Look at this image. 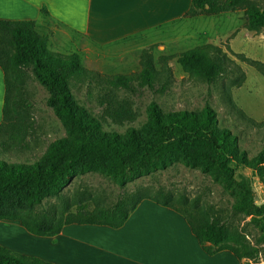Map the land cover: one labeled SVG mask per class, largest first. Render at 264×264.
<instances>
[{"label":"trees","instance_id":"16d2710c","mask_svg":"<svg viewBox=\"0 0 264 264\" xmlns=\"http://www.w3.org/2000/svg\"><path fill=\"white\" fill-rule=\"evenodd\" d=\"M240 10L245 18L244 28L264 34V8L249 4L248 0H192L184 18L219 16ZM151 49L137 53L138 72L102 75L86 70L76 54L66 56L50 51L47 38L35 32L34 22L0 20V69L5 91L0 154L28 146L30 129L15 120L29 108L25 104V89L15 86L25 79H32L44 89L45 104L65 132V137L49 143L33 163L0 160V222L18 223L35 237L57 236L66 225L118 229L144 199L119 197L110 207L92 211L80 208L75 213L63 212L58 216L38 213L36 208L47 198L61 199L63 188L75 175L97 173L123 187L140 176L176 163L198 170L230 192L234 196L232 210L250 217V223L264 220V204L255 205L249 181L238 178L235 170L239 165L249 169L264 190V151L249 159L239 149L237 136L218 126L216 112L209 104L199 111H164L151 101L146 106V119L138 128H128L124 133L104 130L107 120L116 125L136 120L130 97H140L143 91L158 95L170 91L175 82L169 65L173 59L190 79L207 86L222 79H227V88H239L245 82L243 70L218 46L204 44L175 56H160L159 69L155 67ZM246 62L264 77V64ZM82 85L87 90V101L94 99L99 113L75 97L74 89ZM227 88L224 99L228 107L252 127L264 128V122L256 123L236 108ZM148 199L183 216L207 256L228 251L237 260H246L244 264L258 262L264 236L256 246L247 245L238 234L229 232L219 214L201 217L197 201L188 204L185 197L174 198L161 188L155 197ZM176 203H181L182 208ZM0 264L53 263L0 246Z\"/></svg>","mask_w":264,"mask_h":264},{"label":"crops","instance_id":"0c3cea01","mask_svg":"<svg viewBox=\"0 0 264 264\" xmlns=\"http://www.w3.org/2000/svg\"><path fill=\"white\" fill-rule=\"evenodd\" d=\"M191 1L0 0V20L34 22L50 51L78 55L86 70L111 76L130 67L132 74L140 70L137 53L148 47H162L161 56L185 52H173L182 43L191 47L187 50L204 44L219 47L223 37L214 24L207 25L214 16L184 18ZM4 92L0 69V124ZM0 231L8 233H0L5 244L21 240L46 252L53 250L52 257L37 251L26 255L53 264H241L228 251L207 256L183 216L149 199L142 200L118 229L66 225L57 236L35 237L17 223L0 222ZM28 236L37 244L28 242ZM9 246L11 250L4 248L21 253Z\"/></svg>","mask_w":264,"mask_h":264},{"label":"rangeland","instance_id":"374dc122","mask_svg":"<svg viewBox=\"0 0 264 264\" xmlns=\"http://www.w3.org/2000/svg\"><path fill=\"white\" fill-rule=\"evenodd\" d=\"M248 3L264 8V0H248ZM244 20L243 10L214 16L207 20L209 21L207 25L214 24L220 37H223L218 43L219 47L243 70L246 81L242 88H227V79H222L211 86L196 82L185 75L173 59L169 65L175 82L170 91L165 95L143 91L140 97H130L137 114L136 120L122 125L107 120L103 126L104 130L124 133L128 128H138L146 119V106L151 101L157 103L164 111H199L205 104H209L216 112L218 126L229 129L237 136L239 149L245 151L249 159L264 151V128L257 129L243 121L228 107L224 99V90L227 88L233 104L243 112L244 116L256 123L264 121V77L246 62L248 60L264 64V34L248 32L244 28ZM190 48L189 45L182 43L173 52L180 53ZM161 52H163L162 47L159 50L151 49L156 69L160 68ZM129 70L130 67L121 68L113 71L112 75H128ZM18 85L25 89L27 94L24 97L25 104L28 103L29 108L15 117V120L19 125L29 127L26 140L28 146L23 149L15 147L8 154H0V160L7 163H33L39 159L49 143L65 137V132L45 104L47 93L44 89L32 79H25L22 83L15 84L16 87ZM86 91V87L82 85L74 89L73 93L79 102L90 107L94 113H99L100 108L95 100L87 101ZM93 93L96 94L95 91ZM12 95L11 93V99ZM120 97L127 96L120 94ZM235 168L238 178L242 177L249 181L255 205L264 204V190L259 179L246 167L239 165ZM159 188L169 191L174 198L185 197L188 204L197 201V209L201 217L219 214L226 221L229 232L238 234L247 245L256 246L264 236V220L259 224L250 223V217L232 210L234 196L230 192L213 182L207 175L186 168L180 163L140 176L123 187L97 173L75 175L63 188L61 199L47 198L36 208V211L57 216L63 212L75 213L80 208L92 211L98 207L112 206L119 197H132L133 201L153 198ZM176 205L182 208L181 203ZM0 233L5 235L6 232L0 231ZM9 234L13 236L14 230ZM29 237L27 241L32 242ZM4 238L9 240V237ZM0 243L10 250L9 245L17 247L21 250L20 255L25 256L29 255L28 253L33 254V251H37L35 254H40V250L43 251L38 246H29L28 243L12 241L6 242L9 244L7 245L2 240ZM259 247L260 257L256 264H264V242L260 243ZM47 251L49 256H54L53 250ZM45 253L46 251L41 254L45 255ZM245 261L241 260V264Z\"/></svg>","mask_w":264,"mask_h":264},{"label":"bare ground","instance_id":"6f19581e","mask_svg":"<svg viewBox=\"0 0 264 264\" xmlns=\"http://www.w3.org/2000/svg\"><path fill=\"white\" fill-rule=\"evenodd\" d=\"M22 242H23V241H22ZM22 242H21V240H20V242H18V243H22ZM22 245H24V244H22ZM16 246H18V244H17ZM14 248H17V247H14ZM17 249H18V248H17ZM43 252H44V251H41V250H40V254L43 253ZM46 253H48V252H46ZM43 255H44V254H43ZM50 255H51V254H50ZM51 257H52V256H51ZM192 261H193V260H192ZM192 261H191V262H192ZM196 263H197V262L192 263V264H196ZM197 264H198V263H197Z\"/></svg>","mask_w":264,"mask_h":264}]
</instances>
